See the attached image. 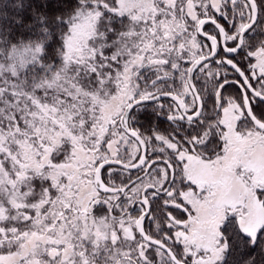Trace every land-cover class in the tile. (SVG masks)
Masks as SVG:
<instances>
[{
    "label": "snow or ice",
    "instance_id": "1",
    "mask_svg": "<svg viewBox=\"0 0 264 264\" xmlns=\"http://www.w3.org/2000/svg\"><path fill=\"white\" fill-rule=\"evenodd\" d=\"M0 264H264V0H2Z\"/></svg>",
    "mask_w": 264,
    "mask_h": 264
},
{
    "label": "trees",
    "instance_id": "2",
    "mask_svg": "<svg viewBox=\"0 0 264 264\" xmlns=\"http://www.w3.org/2000/svg\"><path fill=\"white\" fill-rule=\"evenodd\" d=\"M0 2H2V0H0ZM18 2V0H17ZM234 90L231 88H227L225 89V95L231 94ZM157 123H159V126L161 129H165L168 127V123L167 121L164 119V117H158L157 118Z\"/></svg>",
    "mask_w": 264,
    "mask_h": 264
}]
</instances>
